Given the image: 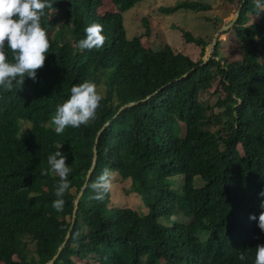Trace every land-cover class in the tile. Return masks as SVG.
Wrapping results in <instances>:
<instances>
[{
    "label": "trees",
    "instance_id": "16d2710c",
    "mask_svg": "<svg viewBox=\"0 0 264 264\" xmlns=\"http://www.w3.org/2000/svg\"><path fill=\"white\" fill-rule=\"evenodd\" d=\"M140 1L52 0L40 19L49 49L35 81L25 77L18 89L0 93V264H44L68 230L52 264H252L255 246L264 243L248 218L262 211L264 199V0H243L230 27L244 56L225 61L216 41L204 63L208 37L182 31L200 48L193 60L168 43L154 49L143 41L144 18L145 31L127 35L122 12ZM227 1L237 7L241 0ZM182 8L210 5L179 0L161 11ZM93 22L104 42L77 49ZM83 80L102 96L95 119L57 135L49 116ZM214 82L222 94L209 106L201 94ZM107 120L70 227L95 134ZM57 145L71 169L60 212L51 207L58 177L46 162ZM102 169L129 179L146 211L110 206L109 190L92 199L89 185ZM241 252L244 262L236 259Z\"/></svg>",
    "mask_w": 264,
    "mask_h": 264
},
{
    "label": "clouds",
    "instance_id": "9594fccd",
    "mask_svg": "<svg viewBox=\"0 0 264 264\" xmlns=\"http://www.w3.org/2000/svg\"><path fill=\"white\" fill-rule=\"evenodd\" d=\"M51 5L52 0H0V93L18 89L25 77L35 81L36 70L43 66L49 49L40 19ZM103 42L102 26L93 22L85 26L84 36L76 41L75 46L77 49H92L99 48ZM101 99L96 85L89 80L71 85L66 98L50 114L49 126L59 135L65 127L86 125L95 119ZM46 162L48 171L58 177L53 188L56 198L51 201V207L60 212L64 205L63 195L70 186L67 177L71 169L65 163L60 145L47 155ZM110 179L109 169H102L89 185L93 190L92 199H104L110 188ZM258 195L264 197V188ZM260 206L262 211L255 217L249 214L248 218L255 219L257 227L264 232V199L260 200ZM245 258L243 252L236 257L241 262ZM252 264H264V243L255 246Z\"/></svg>",
    "mask_w": 264,
    "mask_h": 264
},
{
    "label": "rangeland",
    "instance_id": "374dc122",
    "mask_svg": "<svg viewBox=\"0 0 264 264\" xmlns=\"http://www.w3.org/2000/svg\"><path fill=\"white\" fill-rule=\"evenodd\" d=\"M177 1L179 0H141L130 9L122 12L123 26L129 36L142 34L146 29L142 22L146 19L148 21V35H142L143 41L148 43L150 41V45L154 49L168 43L175 51L184 52L193 60H197L200 58V48L194 46L193 43H186L182 31H191L194 36L200 35L204 39L208 37L211 42L218 29L231 20L232 13L237 7L227 0H196L209 4L210 9L192 11L182 8L169 14L161 11V7L171 6ZM106 4V2L102 3L103 7ZM107 9L111 10L113 7L110 8L109 5ZM248 17V21H253L256 18L252 14ZM217 41L219 42L217 52L225 61L239 60L247 51L238 41L235 31L230 27L218 35ZM208 45L203 58L206 57ZM221 94L217 82H214L208 89L204 90L201 97L206 104L212 106ZM238 149L241 152L240 146ZM173 180L178 183L181 181V176H175ZM109 192L110 206H128L142 212L146 211L141 199L133 191L129 179H121L118 175L111 177ZM28 246L29 248L33 247L32 244H28Z\"/></svg>",
    "mask_w": 264,
    "mask_h": 264
},
{
    "label": "water",
    "instance_id": "95a60500",
    "mask_svg": "<svg viewBox=\"0 0 264 264\" xmlns=\"http://www.w3.org/2000/svg\"><path fill=\"white\" fill-rule=\"evenodd\" d=\"M242 2H243V0H241V1L239 2V5H238L237 8L233 11L232 16H231V20H230L227 24L222 25V26L218 29V31L214 34V37H213L212 41H211V42L209 43V45H208V49H207V53H206V57L203 58V61H202L203 63L206 62V61L210 58V56H211V54H212V51H213V48H214V46L216 45V41H217V37H218V35H219L221 32H223L224 30H226L227 28L232 27L233 23L236 21V19H237V17H238V14H239V8H240ZM186 73H187V72H186ZM186 73H184L183 75H185ZM149 96H150V95H147V96L145 97V99L148 98ZM138 101H139V100H135V101H130V102L124 103L122 106H120V108L118 109L117 113H118L119 111H121L122 109L128 107V106L134 105V104L137 103ZM117 113H116V114H117ZM116 114H115V115H116ZM108 123H109V120H107V121H106V122H105V123H104V124L98 129V130H97V132H96V134H95L94 143H93V146H92V158H91V164H90L89 168L87 169V172H86V174H85V180H84L83 184L81 185L80 189L78 190V192H77L76 195H75V198H74V204H73V209H72V214H71V224H70V227H71V225L73 224V221H74V218H75V212H76V209H77L78 199H79V197H80L81 194H82V191H83V189H84V187H85V185H86L87 180H88L89 177H90V174H91V172H92V170H93V167H94V164H95V160H96V152H97V151H96V145H97V142H98V137H99V135H100L101 130H102L104 127H106ZM70 227H69V229H70ZM69 231H70V230H68V231L66 232V234H65V236H64V238H63V240H62V241L60 242V244L58 245V247H57V249H56V252L53 254V256H52L50 259H48L44 264H52L53 261L57 258V256L59 255L60 251L62 250V248H63V246H64L66 240H67L68 237H69Z\"/></svg>",
    "mask_w": 264,
    "mask_h": 264
}]
</instances>
